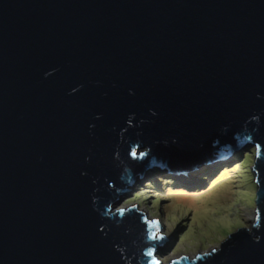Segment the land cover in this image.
Here are the masks:
<instances>
[{
	"label": "water",
	"instance_id": "water-1",
	"mask_svg": "<svg viewBox=\"0 0 264 264\" xmlns=\"http://www.w3.org/2000/svg\"><path fill=\"white\" fill-rule=\"evenodd\" d=\"M244 146L253 226L170 264H264V0H0V264H162L118 199Z\"/></svg>",
	"mask_w": 264,
	"mask_h": 264
},
{
	"label": "rangeland",
	"instance_id": "rangeland-1",
	"mask_svg": "<svg viewBox=\"0 0 264 264\" xmlns=\"http://www.w3.org/2000/svg\"><path fill=\"white\" fill-rule=\"evenodd\" d=\"M251 150L254 149L244 146L222 160L196 165L197 169L187 174L173 175L164 168L147 170L122 194L115 209L127 210L137 204V210L143 211L147 220L159 223L158 234L168 239L156 247L162 264L217 250L229 234L253 226L254 158L246 155ZM162 180L172 183L162 187Z\"/></svg>",
	"mask_w": 264,
	"mask_h": 264
},
{
	"label": "trees",
	"instance_id": "trees-1",
	"mask_svg": "<svg viewBox=\"0 0 264 264\" xmlns=\"http://www.w3.org/2000/svg\"><path fill=\"white\" fill-rule=\"evenodd\" d=\"M246 155H247V156H248V155H251V157L254 158V156H255V150H253V151L251 150V152H247ZM252 155H253V156H252ZM247 156L244 157V159H246L245 161H248V157H247ZM250 159H251V158H249V161H250ZM253 160H254V159H253ZM253 162H254V161H253ZM242 164H243V163H242ZM242 164H241V165H242ZM209 174H210V172H209L207 175H209ZM158 179H160L159 176H158ZM215 181H216V179H215L213 182H215ZM150 182H151V181L148 182V187H150V186L152 185ZM158 182H160V181H158ZM213 182H211V184H212ZM161 183H162V184H160V186L165 187V185L168 186V185H170L172 182H171V180H168V181H167V180H166V181H165V180H162ZM164 183H165V184H164ZM211 184H210V185H211Z\"/></svg>",
	"mask_w": 264,
	"mask_h": 264
},
{
	"label": "snow or ice",
	"instance_id": "snow-or-ice-1",
	"mask_svg": "<svg viewBox=\"0 0 264 264\" xmlns=\"http://www.w3.org/2000/svg\"><path fill=\"white\" fill-rule=\"evenodd\" d=\"M152 223H153V224H155L156 222H155V221H153ZM152 235H153V236H155L156 234H155V233H153ZM147 255H148V256H152V252H151V251H149V252L147 253Z\"/></svg>",
	"mask_w": 264,
	"mask_h": 264
},
{
	"label": "bare ground",
	"instance_id": "bare-ground-1",
	"mask_svg": "<svg viewBox=\"0 0 264 264\" xmlns=\"http://www.w3.org/2000/svg\"><path fill=\"white\" fill-rule=\"evenodd\" d=\"M156 169H158V168H156ZM158 170H162V169H158ZM252 217L254 218V214L252 215ZM253 221V220H252ZM196 257V256H195ZM194 258V257H193ZM190 259V258H189Z\"/></svg>",
	"mask_w": 264,
	"mask_h": 264
}]
</instances>
